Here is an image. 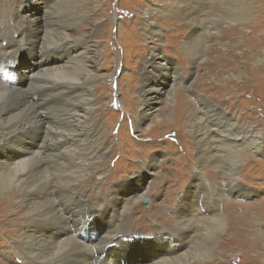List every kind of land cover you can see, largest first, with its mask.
Masks as SVG:
<instances>
[{
	"label": "rangeland",
	"instance_id": "obj_1",
	"mask_svg": "<svg viewBox=\"0 0 264 264\" xmlns=\"http://www.w3.org/2000/svg\"><path fill=\"white\" fill-rule=\"evenodd\" d=\"M235 1L85 0L81 4L79 23L66 22V32L71 38L80 40L79 47L67 41L51 47L38 38L36 31L41 32L43 26L52 27L53 20L48 15L51 16L49 7L54 0H32L28 2L29 8L22 5L19 13L14 9L21 0H0V33L3 30L0 34L3 36L0 38V67L11 61L10 55L17 60L16 69L22 73L27 69L25 63L30 65L33 61L36 67L34 81L28 77L23 80L15 71L11 73L7 69L5 72L4 68L0 71V86L21 91L38 121L35 126L23 124L15 131L18 132L13 136V140L16 137L15 147L1 140L0 163H6L8 158L14 161L26 158L28 151L34 150L45 168L44 174L51 183L54 182L55 169H59L48 167L54 161L51 156L63 154V159H68L69 154L56 146L62 143L49 142V146H43L50 136L47 125L55 122L53 119L56 120L57 115L54 113L59 114L64 108H68L66 111H71L72 107L81 109L84 99L81 94L85 90L77 84L75 87L56 83L62 87L59 93L66 91L65 100L71 98L61 103L58 90L52 86L39 89L41 72L49 63L68 61L81 49L92 51L96 47L99 56L92 89L95 94L92 121L84 134L89 141L97 138L99 131L101 136L97 140L98 149L93 147L97 154L86 163L85 181L75 189L84 191L82 201L86 204L78 199V193L72 199L63 198L57 194V189H51L55 207L62 216L43 226L50 237L59 231L62 238L79 231L76 233L78 240L87 242L84 257L89 258L91 264H102L101 259L111 257L110 254L114 255V264L118 260L121 264H140L151 260L154 254L180 256L191 248L205 234L203 224L196 223L194 228L191 227L194 230L191 234L196 237L186 239L179 235L181 231L175 228V220L179 212L185 215L200 213L199 219L209 217L207 211L211 206L217 210L213 217L224 219L223 232L208 236L212 258L190 261L189 264H264V0H240L241 5L238 2L232 4ZM233 5L239 8L235 9ZM239 9L243 16L229 19L228 16ZM26 10L35 16L39 29L34 30L25 23L15 24V18L22 20ZM198 15L203 18L202 24L196 19ZM46 22L49 23L44 25ZM63 28H66L65 24L53 33L58 34ZM192 29L198 30L194 37ZM70 51L76 52L67 56ZM27 52L29 57L36 58L25 56ZM58 57L60 62L54 60ZM41 58H45L43 62ZM144 83L153 89L150 94L156 103L148 102L154 109L147 113L141 130H137L136 121L141 120V105L145 100V95L140 93ZM200 98L216 108L221 107L229 117L238 120L239 126L260 132L259 152H245L236 167L233 162L238 160L233 150L225 152L221 149L214 161L200 164L194 131L188 125L189 114H201L208 136L215 142L212 119L207 120L210 115L204 116L201 109L209 104L196 100ZM33 127L35 132H31ZM4 131L0 129L1 133L9 132ZM36 133L41 140L36 138ZM197 170L201 172V179H195ZM66 171L65 167L62 172ZM221 172L235 174V188L233 184L224 187L222 183L223 187L220 186V178L224 176ZM144 180L149 182V188L142 190L140 194L144 197L135 202L136 190ZM119 184L112 193L110 187ZM122 201L129 206L124 211L120 205ZM197 205L202 208L195 212ZM8 208L9 205L3 211L4 204H0V251L2 246L9 247L13 258L4 260L0 255V260L4 264H30L15 252L13 237L8 233L12 223L6 221L8 216L14 218L16 215H6ZM116 211L120 227L111 222L110 215Z\"/></svg>",
	"mask_w": 264,
	"mask_h": 264
},
{
	"label": "bare ground",
	"instance_id": "obj_2",
	"mask_svg": "<svg viewBox=\"0 0 264 264\" xmlns=\"http://www.w3.org/2000/svg\"><path fill=\"white\" fill-rule=\"evenodd\" d=\"M21 1H22V3L20 2V5L14 9L15 11L17 10L16 13L20 12L22 5H26L29 8L28 2H32V0H21ZM54 1L55 2L49 7V9L51 10L50 11L51 16L48 15L49 17H52V20H53V24L51 25L52 27H50L49 25L43 26L41 32L36 31V35L38 36V38L39 37H40V39L42 38V41H46L47 45L51 46V47L61 44L62 41H65V42L67 41L66 43H69L72 45L75 44L74 46H78L80 44V40L78 38H71V36H69V33L66 32V30L68 29V27L66 26V22H69L71 25L79 23V21L81 20V11H82L81 4L84 3L85 0H54ZM237 2L240 5L242 4L240 0H236L232 4L237 3ZM224 3L225 2L222 1L223 5H224ZM201 5H202V3L199 4V8ZM233 8L238 9L239 7H236L233 5ZM184 9H186V8H184ZM15 11H14V15L16 14ZM28 12H29V10L28 11L26 10V13H24V17L22 20L16 21V18H15V20H14L15 24L17 25L18 23H20V24L25 23V24H27L26 26H29L30 28L32 27L34 30L39 29V27H38L39 25L37 24V21L34 18L35 16L33 17V14H30ZM157 13L161 14L162 12L157 11ZM178 13H180V12H178ZM244 13H245V11H244ZM184 16H185V14H184ZM190 16H192V15H190ZM241 16H243V12H242V9L241 10L239 9L237 11V13L232 12V14H230L228 17H229V19H230V17H232V19L235 20L238 17L240 18ZM54 17H56L58 19H55ZM196 19L199 20L200 23L202 24L203 18L200 15H198ZM234 20H233V22H234ZM230 22L232 23V21H230ZM48 23L46 22L45 24L44 23L43 24L46 25ZM63 24H65L66 28H63L61 30V32H59L58 34L55 35L53 32H56L59 29V27ZM1 27L2 26H0V28ZM201 27H202V25H201ZM201 27H200V29H201ZM3 29H5V28H3ZM200 29L198 28V30H200ZM198 30L194 31L192 29V31H191L192 37L197 35L196 32ZM25 31H26V29H25ZM152 31L153 32L155 31L154 27L152 28ZM1 33H3V30ZM30 33H31V31H30ZM155 34L159 35L160 33L155 32ZM1 35H0V38L3 37ZM36 35H35V37H36ZM20 38H21V36H20ZM25 38H26V36H25ZM93 48H94V50H92V51L91 50L90 51L89 50L83 51L81 49L80 52H78L76 55H73V57L66 62L65 61L60 62L59 57L54 58V60H56L57 62H60V63H49L47 65V67L43 68V71L41 72V74H42L41 80L42 81L38 82L39 83V86H38L39 89L46 87V86H52V88L54 90H58V92L57 91L56 92L58 93V95L61 98L59 100V102H61V103L66 99V95H65L66 91H62L61 93H59V91L62 90V87L56 83H62V84L64 83V84H66V86H67V84L69 86H73L74 84H77V85H80V87L85 90L81 94L82 96L84 95V99L82 100L83 102L81 103L82 104L81 109L76 108V107H74V108L72 107L71 111H66V109H68V108H64L62 111L64 113H62V112H59V114H58V112L54 113L57 115L56 116L57 122L54 118L53 120L56 123L51 122V123H48V125H47L48 130L47 129L46 130L48 131L50 136H49V138L45 139L43 146L44 147H46V145L49 146V142L62 143L63 145L59 144L56 146L63 148L64 150H66V153L69 154L68 159H67V157H65V159H63V156H64L63 154H57L55 156H51L54 159V161L48 167L50 169L53 167H56L59 169V170L55 169V171L57 172V175H55V177H54L55 178L54 182L51 183L50 179L48 178V175H45L46 174L45 168L42 167L43 164L41 163V160L39 159L40 157L35 153L34 150L28 151L29 155L26 156V158L20 159L18 161H14L13 158H8V160H6V163H0V204H4L3 211L5 210V207L7 205L10 206V208H8L7 212L5 213L6 215H9L8 213H13V215H16V216H14V218H11V216H8V218H7L6 223L7 224L12 223L9 226L10 228H9L8 233H10L13 237V240H14L13 246L15 248V252H17L16 254L20 255L23 259H26L27 261H29L30 264H91L89 262V258L86 259L84 257V251H85V248H86L85 246H86L87 242H82V241L78 240L79 236H77L76 233H78L79 231L74 233V234L68 235L65 238H62V237H60V233H61L60 231L57 235H54V237H50L49 234H47L43 228L47 225V222H50V223L55 222V218H59V215H61V213L58 212L57 208L55 207L54 200L52 199V196L50 193V191H52L51 189H53V190L57 189L58 190L57 194H59V195L61 194V196L63 198H66V196H67V197L72 199L73 195L78 193V197H79L78 199L80 201H82V196L84 194V191L81 192L80 190H75L76 185L80 186L84 183L85 177H86L85 172L87 171L86 163L89 162L90 159L92 160V158L97 154L96 152H97L98 144H99L97 142V140L101 136L100 131L98 132L99 134H97V136H96L97 138H94L93 140L91 139L92 141H89V138H87L84 134V131L88 132V130L90 129L88 126H89L90 120L92 121V118H91L92 113H93L92 108L95 104V102H94L95 101V94H93L92 89L94 86V81L97 78L96 72L98 69V62L97 61H98L99 56L97 55V49H95L96 47H93ZM62 49H63V47H62ZM153 50L154 49H152V51ZM74 52H76V51L67 52V56H72L71 54H73ZM26 54L27 55H25V56L29 57L30 53L27 52ZM9 58H11V61H7V62H9V64H7V62H4V64L0 67V71H4V68H5V72L7 71V69H10L11 73H14V71H15V74L18 75V77H21L23 80L26 79L27 77L32 79L35 76L34 73H35L36 67H35V65H34L35 63L33 61H30V65L23 62V63H25V68H27V69L23 70V73H22L20 70L16 69V61L17 60H15L13 57H11V55ZM9 58H7V59H9ZM29 58L34 59L36 57H33L31 55V57H29ZM68 58H70V57H67L66 59H68ZM44 59L45 58H43V59L41 58L42 62L44 61ZM19 67L21 68V70L23 69L21 64ZM36 75H38V74H36ZM38 80H39V78H38ZM150 87L151 86H146V83H144V86L140 91L141 95H143V96L145 95L144 96L145 100H144V103H142V105H141V113H142L141 114V120L136 121L135 127L137 130H141L142 124L145 121L147 113L148 112L151 113V111H153V109H154L153 105L152 106L148 105V102L151 101L152 104H154L153 102L156 103V101L153 99L152 94H150V92L153 91V89ZM31 89L32 88H30V91H31ZM155 92H156V90H155ZM68 93H69V91H68ZM53 95H54V93H53ZM147 95L149 96V98L147 97ZM68 99H71V98H67V100ZM67 100H65V101H67ZM196 100H198L200 103H203V101H205L202 98L196 99ZM49 101L52 102L53 99H50ZM55 102L57 103L58 101H55ZM205 103H207L209 105H208V107H207V105H205L204 109H203V107H201V109L203 111L202 114H204V116L210 115V117H208L207 120L210 121L212 119V122H213L212 129H213V131H215L214 132L215 138H213V139L215 140V142H213L212 139L209 138V136H208L209 131L207 130L206 126L204 125V123L201 119V116H200L201 114H199V116H198V114L192 112L187 117L188 125L194 131L193 135H194V138L196 140V145H197L196 150H197L198 158L200 160V164H202L206 161H208V162L214 161V159L216 158V154L221 149L225 150V152L233 150L232 153H234L237 156L236 160H238L237 162H233V164H235L236 167L239 164V160H240L241 156L244 155L245 152H247V151L259 152V150H260L259 144L261 142L260 132L257 133L253 130L250 131L247 128H243V127L239 126L238 120H236L233 117H229L227 115L226 111H224L221 107L216 108V106H213L212 104L208 103L207 101H205ZM145 104H146V108H144ZM47 110H52V109H47ZM61 110H62V108H61ZM51 113H52V111H51ZM40 114H42V113H40ZM36 121H37L36 115L32 111L30 104H28V102H26V99L23 96V93L21 91L16 90V89L15 90L9 89L6 87L4 89V88H2V86H0V129H3L5 131L6 130L9 131V132L4 131L5 133L0 132V142H1V140H4V141H6V143L11 144L12 147H15L16 145L14 143V140L16 139V137H14V140H13V136L18 133L15 131L18 130L20 127H22L23 124L35 126L37 124ZM231 131H236V133L237 134L239 133L241 136L235 135V134H233L234 132L232 133ZM31 132H35L34 127L32 128ZM81 132H83L84 135H82ZM73 133H75L74 136H73ZM36 138L38 140H41L40 139L41 136H38V134L36 135ZM70 138H72L71 141H69ZM1 143H3V142H1ZM214 144H216V145H214ZM43 146H42V148H43ZM93 147L97 148L96 151H93ZM18 149L20 150V148H18ZM36 150H39V149H36ZM152 160L150 161V163L152 162ZM57 166H59V167H57ZM150 166H152V165L150 164ZM65 167H66L67 171L65 173H63L62 171H64ZM143 168H144L143 170H147L149 168V166L143 167ZM222 174L224 176L222 178H220V181H221L220 186H222V183H223L224 187L227 185L233 184L232 186L235 188V186L237 185L236 180L234 178L235 174L234 173H230V174L222 173ZM201 176L202 175H201L200 170H197V175H196L195 179H198ZM220 176H222V175H220ZM120 185L121 184L112 186V188L110 187L112 193H115L117 187ZM148 188H149V182L144 180V183L140 184V186L136 190V194L134 196V201L136 202L138 200H141L144 197V194L143 193L140 194V192L142 190L145 191ZM131 193H134V192H131ZM84 199H85V197H84ZM99 199L101 202L103 201L101 198H99ZM69 202H71V201L69 200ZM183 202H185L184 197L180 201V203H181L180 206L182 205V207L184 206ZM82 203L86 204L83 201H82ZM120 205H123V209H122L123 211L125 209L129 208L126 201H125V203L123 201L120 202ZM100 207H101V205H100ZM208 207H209V209H211V210L207 211L208 214H210L209 217L203 216L204 217L203 219H199L201 216L200 213L198 215L196 213H195V215H193V214H191L192 213L191 212V213L185 215V214H182L181 212H179V215L177 216V218L175 220V224H174L175 228L178 229L179 231H181L179 233V235H182L186 239L187 238L193 239L194 237H196V236H194V237L192 236V234L194 232L193 228H194L196 223L203 224L201 226H203V228L206 230V232L204 235L200 236V239L191 248H187L185 250V252L183 251L184 253L181 254L180 256L179 255L178 256H171V255H168L165 253H164L165 255L154 254V257L151 260L146 261L145 263L141 262L140 264H189L190 261L201 262V261H204V259L212 258V256H213L212 248L207 245V243H208L207 241H209L208 236L212 235V234H216V233L220 234L223 232L224 219L223 218H217V219L214 218L213 216H214V214H217L216 213L217 210H214L215 208H213L211 206H208ZM192 208H194V207H192ZM198 208H202V207H199L197 205L194 208V209H196L195 212L199 211ZM204 208L206 209L207 207H204ZM176 209L181 210L179 207H177ZM191 210H193V209H191ZM80 212H82V211H80ZM218 213H219V211H218ZM110 216H112L111 222H113V224H115L116 226L120 227L121 224L117 221L118 211L114 212V214L112 213V215H110ZM84 218H86V217H84ZM81 221H82V219H81ZM200 221H202V222H200ZM188 224H190V226ZM205 225H208V226H205ZM191 227H193V228H191ZM157 236L163 237V235H157ZM198 237H199V235H198ZM104 238H106V235ZM9 245L12 246L11 243H9ZM9 249H10L9 247L8 248H6L5 246L1 247L0 255L3 256L4 260H7V259L10 260L11 258H13V253H11L9 251ZM110 256L111 257L101 259V263L102 264H114L115 263L114 262L115 258L113 257L114 255L110 254ZM127 256H129V255H127ZM129 261L138 262L139 260L130 259ZM3 262H4L3 260H0V264H4ZM14 262H16V261L14 260ZM119 263L121 264L120 260H118L117 264H119ZM133 264H138V263H133Z\"/></svg>",
	"mask_w": 264,
	"mask_h": 264
}]
</instances>
